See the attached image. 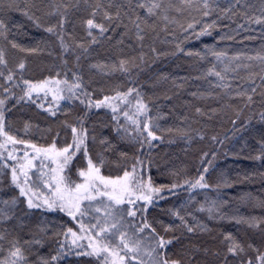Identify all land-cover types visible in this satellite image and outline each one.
<instances>
[{
  "label": "trees",
  "instance_id": "16d2710c",
  "mask_svg": "<svg viewBox=\"0 0 264 264\" xmlns=\"http://www.w3.org/2000/svg\"><path fill=\"white\" fill-rule=\"evenodd\" d=\"M100 2L102 7L96 19L104 22L103 10L106 8L115 14L116 7H108V0ZM144 2L150 3L151 0ZM168 2L169 0H163L164 7L167 8ZM16 3L21 9L27 6L30 14L39 17L42 27L37 28L20 11L14 8L9 10L8 5ZM96 3L97 0H88V3H85V0H3L0 4V20L6 25L5 35L0 36V49L4 50L8 61V67L0 66V71L5 75L9 70L14 71V81L18 85L11 89L13 98L6 101L5 130L17 139L38 147L50 146L54 139L57 147H64L71 142L70 128H66L64 122L76 124L78 117L87 111L85 127L88 130L89 153L94 161H98L99 154L103 153L105 164L101 172L105 176L116 177L122 175L125 168L130 170L136 155H140L145 161H152V167L145 169V175H150L156 186L171 185L174 182L183 184L185 180L194 182L199 174L203 173L204 168H208L205 180L212 187L189 189L188 185H185L172 193L165 191L166 199L159 200L155 206L148 209L147 218L162 234V225L179 224V221L171 216L169 209L179 210L189 223L198 221L211 230L196 234L184 232L181 240L170 246V254H183L184 246L189 245V242L215 250L222 247L220 241L224 233H231L245 242V246L251 243L264 251V231L238 225L232 219H264V207L261 206L264 202V160L250 159L259 154L260 142L264 141V122H261L259 116V113L264 111V81L260 79V76L264 75V61L259 59L264 56V23L255 22L256 19H264L261 0H239V3L237 0H208V9L203 7L202 0H193L191 5L172 0L173 8H169L166 13L168 20L163 19V12L158 17H148L145 10L133 6L135 13L149 21L148 25H142L145 29L142 33L145 36L143 42L135 39V29L129 22L132 13L128 12L127 0H118L117 6H124L121 21L128 25V28L113 27L104 36L93 30L98 42L91 44V38L85 35L81 21L88 17ZM33 4H36L39 10L33 7ZM57 6L61 12L64 8L68 9L65 42L69 44L71 51L63 54L67 60L66 65L61 60L62 53L57 36L43 30L45 26L57 24L59 15L47 14ZM176 8L180 11H175ZM204 11H208L209 15L204 16ZM126 12L128 15H125ZM189 23H193L194 28L185 31ZM213 23L215 27L208 29L210 35H196ZM69 35L72 39H69ZM9 41L24 49L35 48L38 51L29 53L13 49ZM76 42L84 43L88 52L75 48ZM177 44L182 51H177ZM152 48L156 49L155 53ZM213 51L223 53V56L218 60L212 54ZM189 52L194 54H185ZM72 53L80 56L78 63ZM142 55L143 62L140 61ZM122 59L135 61L136 66L130 65V73L118 70L119 61ZM20 60H24L26 64L22 72L16 69ZM97 63L109 67L103 72L90 67ZM112 65H116L117 70L113 71ZM225 68L228 71L225 72ZM210 69L221 72L225 79L221 81L215 75H208ZM74 71L81 76L84 91L93 94L92 100L102 99L105 95L115 96L117 92L126 93L129 88L138 89L141 93L139 98L148 106L149 111L146 115L134 117L141 124L150 121L152 130L162 137V140L153 141L151 149L145 146L137 152L138 144L126 142L133 137H128L121 131L120 136L125 137L121 140L114 132L117 122L112 120L113 113L110 109H96L93 106L88 110L79 99L71 103L65 100L57 109L48 100L43 102L41 98L33 96L37 103L55 110V116L49 115L31 102H16V97L23 94L22 89L25 87L20 82L21 78L31 82H40L46 78L67 79L71 82ZM217 84L227 87H215ZM4 87L10 85L5 84L0 77V98L9 95L4 92ZM253 87L257 88L255 93L251 91ZM193 93L196 95L193 96ZM238 93L246 95L239 96ZM247 95L253 97L251 106L246 105ZM80 98H84L82 94ZM136 102L135 92L125 103L113 101L120 109L117 113L119 124L125 125L138 139L141 133L136 132L134 126L123 116V112L132 106H135L136 113ZM196 107L202 110L201 115L196 114ZM233 119L237 121L235 125L232 123ZM26 123L30 125L27 131ZM168 129L172 131H167ZM142 134L147 136V133ZM93 136L96 137L95 142L92 140ZM101 138H107L115 145V149L104 152V146L100 144ZM4 142V137L0 136V144ZM9 152L13 153L15 160L8 159ZM25 152L29 153V157L35 156L34 151L26 148L24 144L9 143L5 148H0V208H5L3 201L18 198L13 218L0 219V234L5 237L0 240V260L10 259L11 241L17 239L23 248L31 249L25 251L28 264H37L38 257L50 258L56 254L59 248L57 241L65 239L63 233L69 227L77 233L79 228L70 217L59 210L29 211L26 208L24 199L19 197L18 190L11 185L12 167L24 162ZM119 152L128 153V159H121ZM43 159L42 156L35 159L34 166L40 169L39 165ZM44 163L50 165L51 162L44 160ZM86 167L81 151L77 153L69 169L65 170V175L71 181L78 182L81 178L77 175V170ZM17 171L19 172V169ZM29 175L33 177L29 180V185L37 186L39 196L51 195L42 183L44 177L41 178L33 170ZM48 175L50 177L51 174ZM20 179L23 181L24 177L21 176ZM224 182L231 186H223ZM92 203L98 204L99 201ZM87 205L88 203H83L82 209ZM201 206L203 211L199 210ZM209 209H212L211 213ZM97 216L100 214L90 211V214L83 217L78 215L77 220L86 225L94 224V217ZM100 219L103 222L105 217L100 216ZM136 222L138 223V220ZM20 224L25 226L20 227ZM41 225L47 228L45 234L37 236L42 239L43 246L25 245L24 241L32 240L33 234L39 233ZM261 227L264 228V225ZM124 229H127L126 224L121 230ZM127 230L131 235L133 230ZM55 233L60 235H54ZM173 234L179 236L181 232L177 230L167 235ZM66 243L71 245V236H68ZM81 243L86 245L87 241ZM75 251L74 249L72 254L62 257L55 264H97L94 257H78L74 254ZM249 255L254 260L256 253L249 250ZM197 259L204 260L202 254H198ZM144 260L148 262V257L145 256ZM205 264L218 262L215 258L208 257Z\"/></svg>",
  "mask_w": 264,
  "mask_h": 264
},
{
  "label": "snow or ice",
  "instance_id": "6c2138e0",
  "mask_svg": "<svg viewBox=\"0 0 264 264\" xmlns=\"http://www.w3.org/2000/svg\"><path fill=\"white\" fill-rule=\"evenodd\" d=\"M181 4L191 5L193 0H180ZM203 7L205 9L209 8L208 0H202ZM3 0H0V4ZM88 3V0H85ZM239 3V0H237ZM118 0H108V7H116V12L113 14L106 8L102 13V20L104 22L98 21L96 17L100 14V9L102 4L100 0L94 8L90 11L87 18L81 21L82 27L85 29V35L90 37V43L95 44L98 42L97 35L94 31L99 33L100 36L108 33L113 27H125L128 25L123 24L121 21V12L123 10V5H119ZM128 12L132 13L129 16V22L135 29V39L139 42L145 40L144 33L145 29L142 25H148V19H142L138 13L133 11V6L138 9H143L146 11L148 17H158L163 12L165 13L163 19L168 20L167 10L173 8L172 0H169L167 8L164 7L163 0H151L150 3H145L144 0H127ZM9 10L20 11L24 16H26L32 23L37 27L41 28L40 18L30 14L27 10V6L21 9L18 3L8 5ZM39 10L36 4H33ZM68 9L64 8V11L59 10V6L54 7L48 15L56 16L59 15V20L57 24L51 26L43 27V30L49 34L57 36L61 48V60L66 65L67 60L64 58V53H69L71 51L68 43L65 42V26L68 23L67 13ZM175 11L179 12L180 9L176 8ZM261 11L264 12V0H261ZM128 12L125 15H128ZM204 16L209 15L208 11H204ZM132 16H135L133 19ZM256 23H264V19H256ZM215 27V23L207 25L197 36H203L206 34L210 35L208 29ZM6 25L0 20V36L5 35ZM194 24L189 23L187 25L188 29H193ZM6 38V37H5ZM225 37H221L224 39ZM231 38V37H228ZM69 39L72 37L69 35ZM123 41L121 40L120 43ZM13 49H18L22 52L34 53L38 49H24L20 47L15 42L9 41ZM75 48L82 49L84 52H88V47L82 42L74 43ZM177 51H182L179 44H177ZM154 53L155 48L151 49ZM212 51V50H209ZM75 55V60L78 63L80 56ZM186 55H193L194 53H185ZM212 54L219 60L223 53L212 52ZM251 59V58H249ZM259 59L264 61V56H260ZM140 61L143 62V55L140 57ZM130 65L136 66L134 60H120L118 65V70L124 73H130ZM0 66L5 68L8 67V61L5 58V52L0 49ZM26 67L24 60H20L16 65L18 71H23ZM93 69L103 72L108 65L103 64H92L90 66ZM112 70H117L116 65L111 66ZM224 71H228L227 68ZM264 71V68H262ZM107 74V73H104ZM15 72L9 70L7 75L3 71H0V77L3 78L5 84H9L10 87H4V92L9 95L4 98H0V136L4 137V143L0 144V148H5L7 144H24L26 148H31L35 156L29 158V153H24V162L17 164L12 167L11 170V185L14 186L18 192L19 197L24 199L26 208L31 211L33 209H40L43 211H56L64 213L70 217L73 222H75L79 228V233L74 231L71 227L63 233L65 239L59 240V248L55 255L49 257H38L37 264H55L59 259L69 254H72L74 249L76 250L74 254L76 256L84 257H94L97 260V264H205L206 258L213 257L216 259L218 264H264V251H261L254 244L248 243L245 246V242L234 237L231 233H224L223 239L220 241L222 247L216 248L215 250L211 247H203L197 244L189 242V245L184 246L185 252L181 255L170 254V246L174 242L180 241L184 232L188 234L196 233H207L211 230L198 221L195 223H189L185 215L181 214L179 210L169 209L171 216L179 221L176 225H162L163 234L157 229L155 224L147 218V212L149 207H153L158 203L159 200L166 199L164 195L165 191L172 193L175 189L184 187L188 185L189 189H205L212 187L205 180V174L208 172V168H204L203 173L199 174L195 181L185 180L183 184L174 182L171 185H154L152 177L145 175V169H150L152 167V161H145L140 155H136L131 163L130 170L125 168L122 175L116 177H108L102 174L101 168L105 164V157L103 153L99 154L98 161H94L89 153V148L87 144L88 140V130L85 127V118L88 115L86 111L83 116L78 117L76 124H68L67 121L64 122L66 128H70L71 131V142L66 144L64 147H57L55 139L50 146L38 147L35 144H31L27 141L17 139L15 136L10 135L6 130L5 123V110L6 101L13 98L11 94V89L18 87L14 81ZM208 75H215L219 80L223 81L225 77L221 72H214L212 69L208 71ZM59 76V72H57ZM167 80V77H163ZM260 79L264 81V75L260 76ZM25 87L22 89V95L16 97V102L20 103L31 102L36 104L38 108L49 113V115L55 116L56 111L51 107L45 108L43 104L37 103V100L33 98L34 94L38 97L40 93H44L45 97L49 94L52 96V100L56 102V108L59 109V101L67 100L71 103L73 100L79 99L80 103L85 105V108L91 110L93 106L96 109L107 108L113 113L112 120L117 122V126L114 128V132L121 139L124 140L125 137L120 136L121 131L125 132L128 137H133L131 140L126 141L129 144H138L137 152H140L145 146L149 149L153 147V141L162 140V137L156 135L152 130V125L150 121H146L141 124V122L136 119L128 111L123 112L125 120L129 121L135 128V131L141 133L139 138L133 136V132L130 131L125 125L119 124V117L117 113L120 111L117 104L113 101H119L120 103H125L128 97L132 95L133 92L136 93V113L135 116L146 115L149 111L148 106L139 98L141 93L138 89L129 88L126 93L117 92L115 96L105 95L102 99L92 100V93L84 91L82 85V78L78 72L74 71L72 75V81L69 82L67 79H53L46 78L40 82H31L29 80L21 78L20 81ZM64 85L65 87H61ZM181 87L180 85H177ZM215 87L225 88L227 85L217 84ZM79 90V91H77ZM67 91L68 95H64ZM253 93L257 91L256 87L251 89ZM81 94L83 99H81ZM196 94L193 93V96ZM239 96H245L246 93H238ZM170 99V97H168ZM253 103L252 95L246 96V105L251 106ZM216 110H213L215 112ZM195 112L198 115L202 114V110L199 107L195 108ZM239 115V113H237ZM261 122H264V111L259 113ZM233 125L237 123L235 119L232 120ZM30 127L29 124H25V131ZM167 131H172L168 129ZM142 133H147L144 136ZM187 135V133H185ZM59 136V133H57ZM203 139V137H201ZM215 140V137H213ZM93 142H95L96 137H92ZM172 142V141H169ZM100 144L104 146L103 151L109 152L115 149V145L111 144L107 138H101ZM260 152L259 154L250 157L254 160H264V141L260 142ZM83 151V156L86 161V168L78 169L77 175L81 178L82 182H73L70 178L65 175V170L69 169L73 159L77 153ZM207 155V153H205ZM43 157L39 165L40 169L47 168L48 172L51 173L50 177L42 180L45 188L49 189L51 192L50 196H39L37 194V186L29 185V180L33 177L29 175V172L35 167L33 165V160ZM119 156L123 160L128 159V153L119 152ZM8 159L15 160L16 157L12 152L8 153ZM44 160L50 161V165H46ZM8 167V165H4ZM19 169V172L17 171ZM175 175V173H174ZM23 176L24 179L21 181L20 177ZM41 177L47 176L44 171L40 172ZM74 184V186H73ZM223 186H231L227 182H224ZM220 187V185H217ZM87 201L88 205L86 208L82 209V204ZM99 201L98 204H93L92 202ZM18 198L13 197L11 200H5L2 203L5 208H0V219L10 220L15 214V207L17 205ZM124 205H127L125 208ZM264 207V202L261 203ZM203 211V206L199 209ZM90 211H95L99 213L100 216L105 217L102 222L100 216L94 217L96 223L85 224L84 222L77 220V216H85L90 214ZM212 212V209H209ZM28 215V213H25ZM190 215V214H189ZM131 218V219H126ZM210 218L211 215H210ZM224 217H221L223 219ZM234 222L238 225H246L249 229L264 231L261 226L264 225V219L262 218H245L238 217L232 218ZM138 220V223L136 222ZM127 225V229H132V234L129 235L127 229L124 225ZM24 224H20V227H24ZM115 230V231H113ZM177 230L181 232V235H167L168 233H175ZM47 228L43 225L39 227V233L33 234L32 240L24 241L25 245H40L43 246V241L37 238L39 234H45ZM54 235H60V233H55ZM68 236H71V245L66 243ZM4 235L0 234V240H4ZM81 241H87V244L81 243ZM116 241V242H114ZM249 250L255 252V259L249 255ZM25 251H31V249H25L21 246L17 239L11 241V248L9 250L10 259L0 260V264H28L27 258L25 256ZM198 254H202L204 260L197 259ZM148 257V262L144 260V257ZM187 256V259H185Z\"/></svg>",
  "mask_w": 264,
  "mask_h": 264
},
{
  "label": "rangeland",
  "instance_id": "374dc122",
  "mask_svg": "<svg viewBox=\"0 0 264 264\" xmlns=\"http://www.w3.org/2000/svg\"><path fill=\"white\" fill-rule=\"evenodd\" d=\"M34 95H35V94H34ZM64 95H68L67 91L64 92ZM38 97L41 98L43 102H44L45 100H48L49 103H50L51 105H54V106L56 107V102L52 100V96H51L50 94H49L48 96L45 97L44 93H40ZM63 101H65V100H61V101H59V104H60L61 102H63ZM132 108H134V109H132ZM128 111H130V114H132L133 116H135V106H132ZM29 158H31V157H29ZM33 165H34V160H33ZM32 170H33V171H36V172L38 173L39 176H40V172H41V171H44V172H45V171H48V170H46V168H45V169H38V167H37L36 165H35V167H33ZM38 170H39V172H38ZM45 173H47V176H45L44 178L47 179V178L49 177L48 174H51V173H50V172H45ZM40 177H41V176H40ZM41 178H42V177H41ZM78 182H82V181L80 180V181H78ZM73 186H74V184H73ZM84 203H88V202L85 201Z\"/></svg>",
  "mask_w": 264,
  "mask_h": 264
}]
</instances>
